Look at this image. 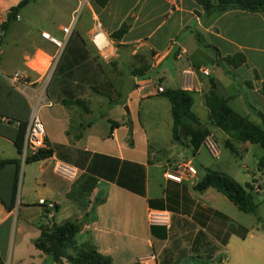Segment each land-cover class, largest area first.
<instances>
[{
	"label": "crops",
	"instance_id": "obj_1",
	"mask_svg": "<svg viewBox=\"0 0 264 264\" xmlns=\"http://www.w3.org/2000/svg\"><path fill=\"white\" fill-rule=\"evenodd\" d=\"M19 1L0 0L1 29ZM57 2L60 11L51 13L30 10L36 1L29 0L0 38V161H17L0 170V264H56L35 241L41 225L65 221L82 222L76 243L92 241L112 264H218V259L226 264L225 250L232 246L237 247L232 249L235 259L240 258L238 242L252 237L230 232L240 211L216 189L194 187L206 169L235 180L228 162L244 159L257 145L235 144L238 156L226 149L230 134L210 123L205 98L213 92L262 126L264 11L215 15L195 0H108L103 8L93 0ZM73 19L66 37L62 29ZM123 25V36L112 38ZM97 28L114 50L109 61L90 41ZM43 32L64 41L60 53L40 36ZM236 54L244 56L240 66L223 61ZM51 67L46 95L53 106L40 108L38 116L52 154L22 162L16 139ZM16 72L25 85L10 82ZM158 87L164 92L158 93ZM170 89L191 94L197 119L177 130L179 141L172 137L165 96ZM75 100L87 110L63 104ZM208 135L217 145L215 157L204 146ZM187 163L196 170L194 177L180 183L165 179L166 171ZM61 166L73 177L62 176ZM253 182L259 183L254 178L247 183ZM60 264L69 263L62 259Z\"/></svg>",
	"mask_w": 264,
	"mask_h": 264
},
{
	"label": "trees",
	"instance_id": "obj_2",
	"mask_svg": "<svg viewBox=\"0 0 264 264\" xmlns=\"http://www.w3.org/2000/svg\"><path fill=\"white\" fill-rule=\"evenodd\" d=\"M206 13H212L215 15L223 14L229 10H241L250 13L264 11V0H195ZM29 0H20L19 3L10 8L7 14V23L2 26V29L7 28L8 22L14 20L19 10L28 4ZM93 2L100 8L106 6L108 0H93ZM127 27L121 26L116 32L112 33L111 37L119 39L126 32ZM197 39L201 40L197 35ZM219 59H217L218 61ZM220 61V60H219ZM224 62L232 66H240L245 62L244 56L236 54L223 59ZM261 94L264 98V89L261 90ZM170 105L172 115V137L174 140L179 141L177 130L185 125V121L196 122L195 115L191 112V106L193 99L191 94L186 90L170 89L165 92ZM65 106L77 105L83 107L84 103L75 100L72 102L63 101ZM205 104L208 108L209 121L216 128L226 131L230 134V139L224 142V147L228 149L232 154L238 156L239 153L235 147V144L249 143L257 144L264 150V115L258 113L262 126L256 125L253 122L247 120L245 117L234 112L227 105L226 99L216 96L213 92L206 96ZM117 124L113 123V126ZM23 129V126L21 125ZM21 129V130H22ZM23 137V130L19 132L16 139V146L18 152L21 149ZM52 151L39 150L36 153L29 156L26 162L39 161L51 156ZM16 165V160H3L0 161V170L7 165ZM259 168L264 170V155L259 161ZM207 188H214L218 192H221L240 212L245 214H257L258 204L255 197L251 193L252 185L246 183L240 185L231 177L224 173L205 170V175L201 181H199L194 189L196 191H203ZM14 191L16 192V180ZM142 193L139 191V194ZM15 194V193H14ZM83 226L82 222L77 221H65L60 224L51 223L41 225L40 236L35 241V247L51 257L56 264H60L62 259H65L69 264H112L111 259L107 256L101 255L92 241L87 240L82 244H77L75 237L80 232ZM233 229L231 233L237 235L239 238L244 239L246 233H242V229ZM230 234V233H229ZM227 239L223 241L225 244ZM202 262L201 258H198ZM218 264L221 263V259H218Z\"/></svg>",
	"mask_w": 264,
	"mask_h": 264
},
{
	"label": "built area",
	"instance_id": "obj_3",
	"mask_svg": "<svg viewBox=\"0 0 264 264\" xmlns=\"http://www.w3.org/2000/svg\"><path fill=\"white\" fill-rule=\"evenodd\" d=\"M75 20L76 19H73L70 25L62 29V33L66 37L69 36L71 29L75 24ZM2 35H3V29H1L0 26V38ZM40 36L44 40L49 42L51 45H53L57 49V51H59V53L63 50L64 41H61L58 38L46 32L41 33ZM90 41L93 47L96 49V51L99 53V55L104 61H109L111 57L114 55V50L112 49L108 36L104 32H102L99 28H97L94 31V33L90 38ZM52 72L53 69L51 67L42 77L40 81V89L34 95V99H35L34 111L23 127V137H22V143L20 149V158L22 162H25L29 156H31L32 154L36 153L39 150L49 149L46 142L45 128L40 117L38 116V110L42 107L50 108L53 106L52 101L46 95V89L51 80ZM202 73L205 76L208 75V71L206 69L202 70ZM9 80L14 86L26 84L24 77H22L18 72L14 73L13 76L9 78ZM157 92L163 93L164 90L161 87H158ZM0 121H4V119L0 117ZM204 146L207 149V151L211 154V156L213 157L217 156L218 153L217 145L211 135H208L205 138ZM58 172L66 178H72L74 175L73 171H71L67 167H62V166L58 167ZM195 174H196V170L189 163H187L181 165L178 164L174 170L166 171L164 173V177L166 180L175 183H180L183 180V177L186 176L194 177ZM251 191L254 192L253 189H251ZM40 205L45 207V209L47 210L54 209V205L51 203L46 204L43 201H40ZM157 217L158 215H153V218L151 219L156 220Z\"/></svg>",
	"mask_w": 264,
	"mask_h": 264
},
{
	"label": "rangeland",
	"instance_id": "obj_4",
	"mask_svg": "<svg viewBox=\"0 0 264 264\" xmlns=\"http://www.w3.org/2000/svg\"><path fill=\"white\" fill-rule=\"evenodd\" d=\"M34 1H36V3L32 4L30 10L49 9L51 13L60 11L57 0H47L46 3L42 2L39 4L38 0H32L33 3ZM196 108L197 105H195V109ZM105 112L107 114V112L111 111L105 109ZM98 128L102 132L104 130V123H100ZM263 152L264 150L259 145H254L244 159L233 156L234 158H231L232 162H228L234 169L233 172L237 183L244 185L250 181L251 178L258 180L259 183L253 182L251 184V189L254 190V192L251 191V193L256 198L258 204L257 214H245L240 212L239 216L234 218L232 224V227L235 229H242V233H246V237L249 233L252 234V237L245 241L238 242L243 252L240 258L235 259V254L232 250L237 247L232 246V248H226L224 254L226 264H264V170L260 168L259 171L257 165L258 158ZM59 218L60 216L57 221H59Z\"/></svg>",
	"mask_w": 264,
	"mask_h": 264
}]
</instances>
